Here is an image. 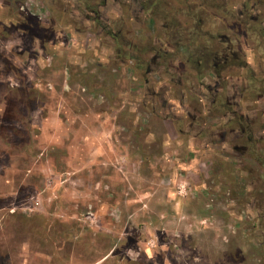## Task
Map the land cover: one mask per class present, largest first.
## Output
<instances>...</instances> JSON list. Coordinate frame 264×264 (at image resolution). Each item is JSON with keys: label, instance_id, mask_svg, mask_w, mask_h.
Wrapping results in <instances>:
<instances>
[{"label": "rangeland", "instance_id": "1", "mask_svg": "<svg viewBox=\"0 0 264 264\" xmlns=\"http://www.w3.org/2000/svg\"><path fill=\"white\" fill-rule=\"evenodd\" d=\"M138 1L0 0V264H264V16L229 31L236 151L209 72L147 73L165 20Z\"/></svg>", "mask_w": 264, "mask_h": 264}, {"label": "flooded vegetation", "instance_id": "2", "mask_svg": "<svg viewBox=\"0 0 264 264\" xmlns=\"http://www.w3.org/2000/svg\"><path fill=\"white\" fill-rule=\"evenodd\" d=\"M145 1L147 2H140V4L138 1L137 3L143 16H148L152 22L154 20L152 16H161L163 21L165 20L164 24L159 27V30H164L159 41L161 46L152 51L153 56L149 58L146 66L147 73L150 72V64L155 63L157 59L160 63L167 58L174 61L176 65L180 64L183 68L191 66L190 68H192L196 78L202 77L201 73L204 71L209 72V75H205L206 77L203 78L204 80L208 78V80L204 83L201 82V84L205 85L204 87L208 91H211L210 89L214 91H211L212 107L215 110L222 107V118L225 121L219 129L221 143H224L226 131H228V133L233 134L229 141L235 139L241 141L239 146H233L234 150L242 151L247 148L251 151L258 143L253 133L255 125H253L252 120H247V116L240 114L239 109H234L235 105L229 103L223 93L231 80L227 71L232 68L243 69L247 67L245 57L239 53V49L243 47V41L239 37L238 42H236L237 39L230 36L229 31L231 33V30L236 27L242 33L246 30H254L260 33L259 27L253 24V21L256 22L259 16H264V0H202L201 3L198 0ZM83 3L89 10L86 1ZM165 16L171 17L168 19ZM247 18L248 20H246ZM152 25L154 28L155 23H152ZM113 38L114 41H118L116 35ZM177 38L178 40L172 46L173 53L169 54L163 49V45L164 47L169 46L170 40ZM259 42L261 43L260 38ZM260 43H257L256 48H260ZM151 50H154V48H151ZM135 60H137V65L140 66L144 62V60L142 61L137 57H135ZM258 80L263 81L262 78H258ZM240 81H245V78ZM252 83L247 82L246 85L250 88ZM254 85L259 88V86H256L257 83H254ZM243 91L244 93L247 92L246 89H243ZM246 121L248 124L245 123ZM235 125H237V129L233 128ZM234 130L235 132H233Z\"/></svg>", "mask_w": 264, "mask_h": 264}]
</instances>
